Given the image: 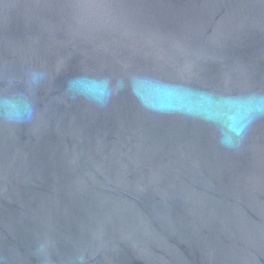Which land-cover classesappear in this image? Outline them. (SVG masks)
Segmentation results:
<instances>
[{
    "label": "water",
    "instance_id": "obj_1",
    "mask_svg": "<svg viewBox=\"0 0 264 264\" xmlns=\"http://www.w3.org/2000/svg\"><path fill=\"white\" fill-rule=\"evenodd\" d=\"M0 264H264V0H0Z\"/></svg>",
    "mask_w": 264,
    "mask_h": 264
}]
</instances>
